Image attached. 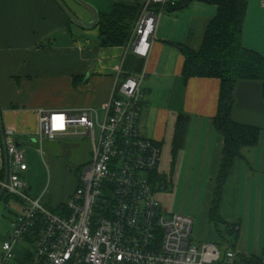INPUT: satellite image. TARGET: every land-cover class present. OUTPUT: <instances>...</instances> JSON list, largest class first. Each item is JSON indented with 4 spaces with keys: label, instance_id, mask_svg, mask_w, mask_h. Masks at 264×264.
Here are the masks:
<instances>
[{
    "label": "crops",
    "instance_id": "1",
    "mask_svg": "<svg viewBox=\"0 0 264 264\" xmlns=\"http://www.w3.org/2000/svg\"><path fill=\"white\" fill-rule=\"evenodd\" d=\"M83 1L92 4L101 16L112 11L116 0ZM64 5L81 21L93 19L91 10L79 0H0V111L4 131L8 127L15 129L19 145L25 148L34 142L36 150L41 151L42 158L33 151L27 155L25 148L28 167L21 175L28 183L26 191L33 196L42 195L53 209L68 200L77 184L66 191L48 184V176L63 165L52 155L45 158L43 154L46 140L53 139L45 138L42 142L39 139L38 111L101 107L102 118L119 69L129 71L125 65L130 55L129 41L124 45H100L98 24H79ZM168 7L158 18L149 56L141 63L146 76L142 81L144 97L139 132L161 144L159 168L169 180L168 186L159 193L167 205L162 201L164 207L175 212L168 205H173L177 195L189 201L190 209L197 199L196 211L201 214L206 208L209 219L208 207L215 194L225 145L224 136L216 131L214 124L221 80L217 76L198 75L186 79L183 76L186 56L181 47L200 48L218 6L193 0L178 10H168ZM241 32L243 44L264 56V0H248ZM181 113L189 117V127L173 162L176 125ZM231 116L237 122L258 126L260 136L256 144L242 145L225 182L219 214L222 221L231 222L227 230L234 235L219 247L235 250L236 264H250V261L264 264L262 80L237 82ZM49 149L58 155L53 148ZM40 168L45 177L41 181L38 180ZM4 176L5 152L0 130V180ZM3 199L8 204L16 200L23 207V200L14 194ZM17 211L10 218L7 234L11 220L19 214ZM208 228L214 230L203 220L199 230L208 237L203 241H221L215 232L206 234Z\"/></svg>",
    "mask_w": 264,
    "mask_h": 264
},
{
    "label": "built area",
    "instance_id": "2",
    "mask_svg": "<svg viewBox=\"0 0 264 264\" xmlns=\"http://www.w3.org/2000/svg\"><path fill=\"white\" fill-rule=\"evenodd\" d=\"M143 1L128 46L146 59L158 18L174 0ZM145 76L121 67L102 118L96 107L39 109L41 142L79 134L92 141V161L60 210L26 191V150L15 129H5L6 186L23 207L1 244L0 264H236L235 250L197 241L193 217L167 210L159 197L169 183L159 168L161 145L139 132ZM28 237L34 248L16 261L15 245Z\"/></svg>",
    "mask_w": 264,
    "mask_h": 264
},
{
    "label": "trees",
    "instance_id": "3",
    "mask_svg": "<svg viewBox=\"0 0 264 264\" xmlns=\"http://www.w3.org/2000/svg\"><path fill=\"white\" fill-rule=\"evenodd\" d=\"M191 1L193 0H174V2H168L167 7L169 6L168 10H178ZM203 1L215 3L218 6L217 13L209 21L199 49L188 46L181 48L186 56L183 75L186 79L198 75L217 76L221 80L214 124L216 131L224 136L225 145L211 208V217L216 220L215 224L218 225L222 221L219 209L224 186L233 162L240 155L242 145L256 144L260 136L258 126L237 122L232 118L234 89L239 80L259 79L263 81L264 97V56L256 49L245 46L242 42L241 31H243L248 0ZM143 5V0H116L113 8H111L112 11L101 15L99 23H97L101 33L100 45L126 44L131 39ZM141 63H143L142 57L130 53L125 67L131 72H137L141 70ZM188 127L189 117L181 113L176 125L173 162ZM5 195L6 199H9L12 193H6L4 197ZM56 210H60V207ZM230 226L231 222L227 224V228L230 229ZM235 228L233 226V229ZM250 264H260V262L250 261Z\"/></svg>",
    "mask_w": 264,
    "mask_h": 264
},
{
    "label": "rangeland",
    "instance_id": "4",
    "mask_svg": "<svg viewBox=\"0 0 264 264\" xmlns=\"http://www.w3.org/2000/svg\"><path fill=\"white\" fill-rule=\"evenodd\" d=\"M144 6V5H143ZM98 111L100 112L101 116L103 115L102 111L103 109L100 107L98 108ZM72 137H56L53 140H46V145L44 146V156L45 158L48 155H52L57 159V162L62 164L60 168H58L55 173H51L47 180L48 184H51L52 186L60 189L61 191H66L69 187H74L76 184H78V180L80 175L83 173L84 168L89 162L92 161L93 158V150H92V141L90 136L79 134V135H70ZM36 139V138H35ZM50 141V142H49ZM30 145V146H27ZM27 145H25L27 150V155L31 153V151L35 152V154H38L40 158H42L41 151L36 150V145L34 142H30ZM53 148L58 155H55L54 152L49 151V148ZM43 171L40 168L38 171V180L41 181L43 178ZM77 186V185H76ZM171 187V186H169ZM168 187V188H169ZM76 189V188H75ZM171 189V188H170ZM175 192V191H174ZM8 193V191H6ZM169 193V192H168ZM70 197V196H69ZM215 197V194H214ZM213 197V199H214ZM213 199L211 202V205H209V219H207V210L206 208H203L204 213L196 211L198 204L196 205V200H194L193 206L191 207L193 211H191L190 203L188 200H185L184 197H181L180 195H177L174 197V203L172 206L168 205L172 209L175 210V212L185 213L181 210H187L189 211V215H191L195 221L194 227H193V236L195 239H198L199 241H203L204 239H207L208 237H204L203 234L200 232V225L203 220H205V223H209L212 228L205 229L206 234L210 236V234H215L221 238V241H216L219 243V245L222 248V245L227 238L231 239L232 235H234L233 232H230L227 230V223L224 221L219 222V224H215L216 220L212 219L211 217V208L213 204ZM163 201V199H162ZM164 205L165 202L163 201ZM167 206V205H166ZM15 208V209H14ZM21 204L18 203L16 200L10 201V204L5 202L4 199L0 201V251H1V244L2 242L7 238V229L9 226L10 218L13 216V212L18 210L17 212L19 214L22 213ZM188 214V213H185ZM11 225V222H10ZM34 245L32 241L28 240L27 238L22 239L18 241L14 247V253L16 256V261L23 258L25 256V253L29 249H33Z\"/></svg>",
    "mask_w": 264,
    "mask_h": 264
},
{
    "label": "water",
    "instance_id": "5",
    "mask_svg": "<svg viewBox=\"0 0 264 264\" xmlns=\"http://www.w3.org/2000/svg\"><path fill=\"white\" fill-rule=\"evenodd\" d=\"M82 4H84L89 10H91L92 14H93V19L91 21H81L77 15L71 11L66 5H64L65 9L67 10V12L69 13V15L72 17V19L76 22H78L81 25H86V26H95L97 25V23H99L100 20V13L98 12V10L90 3L85 2L83 0H79ZM0 130H1V137H2V141H3V146H4V152H5V176H4V184L1 185L0 187V201L3 199L4 194H6L7 191V186L6 184L9 181V166L7 163V152H6V146H5V134H4V125L2 122V116H1V111H0ZM35 139V138H34Z\"/></svg>",
    "mask_w": 264,
    "mask_h": 264
},
{
    "label": "bare ground",
    "instance_id": "6",
    "mask_svg": "<svg viewBox=\"0 0 264 264\" xmlns=\"http://www.w3.org/2000/svg\"><path fill=\"white\" fill-rule=\"evenodd\" d=\"M155 40V39H154ZM161 145V144H160Z\"/></svg>",
    "mask_w": 264,
    "mask_h": 264
}]
</instances>
